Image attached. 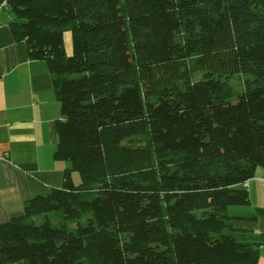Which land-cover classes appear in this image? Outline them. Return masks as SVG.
Returning <instances> with one entry per match:
<instances>
[{
  "label": "trees",
  "instance_id": "16d2710c",
  "mask_svg": "<svg viewBox=\"0 0 264 264\" xmlns=\"http://www.w3.org/2000/svg\"><path fill=\"white\" fill-rule=\"evenodd\" d=\"M0 1L72 164L0 225V264H258L230 208L264 168V0Z\"/></svg>",
  "mask_w": 264,
  "mask_h": 264
},
{
  "label": "crops",
  "instance_id": "0c3cea01",
  "mask_svg": "<svg viewBox=\"0 0 264 264\" xmlns=\"http://www.w3.org/2000/svg\"><path fill=\"white\" fill-rule=\"evenodd\" d=\"M5 9L0 11V225L21 216L32 198L62 188L65 171L72 169L70 162L54 157L56 122L62 117L55 77L45 61L30 58L25 41L15 39L14 17ZM263 177L260 167L243 185L249 203L230 208L232 215L245 218L234 226L252 229L261 241L258 264H264ZM72 178L77 185L76 172Z\"/></svg>",
  "mask_w": 264,
  "mask_h": 264
},
{
  "label": "rangeland",
  "instance_id": "374dc122",
  "mask_svg": "<svg viewBox=\"0 0 264 264\" xmlns=\"http://www.w3.org/2000/svg\"><path fill=\"white\" fill-rule=\"evenodd\" d=\"M4 13H8V10L5 9ZM64 48L66 50L67 55L72 54V33L70 31L64 33ZM233 83L238 85L237 80H234ZM76 177V182L77 184H79L81 182L79 174L76 173Z\"/></svg>",
  "mask_w": 264,
  "mask_h": 264
},
{
  "label": "built area",
  "instance_id": "2783aa9c",
  "mask_svg": "<svg viewBox=\"0 0 264 264\" xmlns=\"http://www.w3.org/2000/svg\"><path fill=\"white\" fill-rule=\"evenodd\" d=\"M5 6H6V2H1V1H0V11H1L2 9H4ZM262 181H263V184H264V177L262 178Z\"/></svg>",
  "mask_w": 264,
  "mask_h": 264
}]
</instances>
